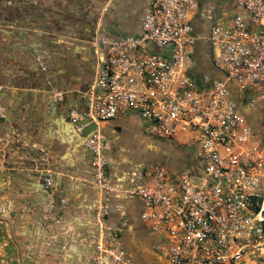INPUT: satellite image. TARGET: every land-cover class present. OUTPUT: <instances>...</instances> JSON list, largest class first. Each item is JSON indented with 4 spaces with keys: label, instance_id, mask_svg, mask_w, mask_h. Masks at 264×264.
Here are the masks:
<instances>
[{
    "label": "built area",
    "instance_id": "built-area-1",
    "mask_svg": "<svg viewBox=\"0 0 264 264\" xmlns=\"http://www.w3.org/2000/svg\"><path fill=\"white\" fill-rule=\"evenodd\" d=\"M200 1L151 0L137 34L94 36V78L66 117L96 124L83 141L102 197L92 214L96 264H138L108 230L116 189L99 127L129 116L149 139L183 138L193 155L176 170L144 164L125 189L143 204L155 251L168 264H264V0H228L229 19L205 34L194 25ZM201 45L214 75L196 71Z\"/></svg>",
    "mask_w": 264,
    "mask_h": 264
},
{
    "label": "rangeland",
    "instance_id": "rangeland-1",
    "mask_svg": "<svg viewBox=\"0 0 264 264\" xmlns=\"http://www.w3.org/2000/svg\"><path fill=\"white\" fill-rule=\"evenodd\" d=\"M108 2L0 0V98L3 107L0 114V264L32 263V249L35 248L33 251L37 252L38 247L48 240L39 241L44 224L54 223L53 216L49 215L56 204L51 198L53 194H49L51 190L55 194L53 188H58L56 201L61 209L69 202L59 192L58 177L66 174L57 170L49 174L50 177L55 176L57 187L47 188L48 178L45 180L43 190L48 197L47 202L36 197L38 182L30 175L31 170L26 162L37 158L36 161L45 165L49 161L44 157L43 144L47 148L67 146L68 140L62 137L60 142L54 143L40 142L41 139L34 138L44 131L71 135L72 132L65 125V115L69 108L79 106V102L71 100L82 92L78 85L85 81L88 67L95 62L91 44L96 29L101 24L112 25L109 17L114 12L110 11ZM228 4V0L217 1L218 9L212 23H220L229 17ZM107 32L115 33L112 27ZM59 91L63 93V105L54 98V93ZM4 92H9L19 101H13L10 108L7 107L9 98L2 94ZM28 100L34 102L31 107L23 104ZM122 122L127 127V122ZM134 134V141H126L134 150H138L142 134L141 131ZM124 136L127 138L129 135ZM148 140L151 143L149 153H146L148 150H140V154L130 159H134V162L138 159L144 164L163 162L170 170H176L179 167V164L174 165L178 159L176 151L189 149L186 146L179 148L171 140ZM107 143L108 139L106 146ZM151 150L155 153L153 157L158 159L150 157ZM162 151L168 152V155ZM53 166L58 167V164H51L50 168ZM68 177L70 181L75 180L70 174ZM193 181L197 184L200 179L194 177ZM33 186L37 189H33ZM62 200L64 203H61ZM16 213L22 217L16 219ZM33 226L38 243L28 240V230ZM123 243L126 245L125 240Z\"/></svg>",
    "mask_w": 264,
    "mask_h": 264
},
{
    "label": "crops",
    "instance_id": "crops-1",
    "mask_svg": "<svg viewBox=\"0 0 264 264\" xmlns=\"http://www.w3.org/2000/svg\"><path fill=\"white\" fill-rule=\"evenodd\" d=\"M151 0H109L108 6L110 11L114 12L109 17V21L114 31H120L123 34H137L140 29L141 20L147 12ZM218 0H201L198 14L195 19V29L199 34H205L212 23L213 17L216 15ZM136 13L138 14L136 17ZM231 12L228 10L227 16ZM228 20L229 17L224 18ZM202 51L195 55L198 60V73L207 72L215 74L210 61L207 60L203 53V45L199 46ZM77 86V85H76ZM76 90V88H74ZM78 89L79 85H78ZM70 92V91H69ZM68 92V94H69ZM6 98H9L7 107L10 108L13 101L17 103L19 100L16 97L7 93H2ZM67 96H70L68 95ZM80 94L74 95V99L80 98ZM31 99V98H30ZM70 101V100H68ZM67 101V102H68ZM23 102V101H22ZM21 102V103H22ZM26 106H32L33 100H28L24 103ZM74 108L76 106H73ZM80 110H82L80 108ZM67 115V113H66ZM67 118V117H66ZM123 120L127 122V127H124ZM102 123V124H101ZM99 123V127L106 134L108 143L106 146V155L109 161L108 173L114 183L115 193L111 195L110 216L108 217V230L111 234L117 236L116 244H119L126 250L138 264H168L154 249L156 237L151 233L148 225L141 218L143 211L142 202L125 193V189L137 181L139 171L143 161L130 159L136 157L141 151L148 150L151 143L149 138L142 131V125L136 117H126L120 121H104ZM128 123H131L128 125ZM71 135L56 134L55 132L44 131L37 135L34 139L48 142H60L61 139L68 140L66 147L50 146L41 147L46 157L51 164L57 163L55 170L62 171L66 174L59 176V192L68 198L69 202L61 209L59 203L54 201L55 208L49 211V215L53 216L54 223L44 224L43 230L40 232L42 238L48 239L40 245L37 250L30 252L32 263L30 264H96L94 262L95 250L93 247V234L96 225L92 220V214L96 205L100 202L101 195L91 183V173L88 165V157L85 148L82 146L83 141H80L78 134L67 119L65 123ZM129 126V127H128ZM141 131V141H139L138 150H134L129 146L127 141L132 140L134 133ZM128 134L127 138L124 136ZM62 135V136H61ZM183 138L175 139L172 142L180 146ZM137 144V141H135ZM155 148V147H154ZM141 150V151H140ZM148 150L146 153H149ZM174 153V150H171ZM189 151V152H188ZM132 152V153H131ZM163 152V151H162ZM168 155V152H163ZM186 153V154H185ZM191 155H190V154ZM151 154H155L151 150ZM177 160L174 165L179 164L180 168L193 161L191 149H179L176 151ZM161 160H163L161 158ZM174 159H171L172 161ZM58 161V162H57ZM180 161V162H179ZM54 167V166H53ZM68 174L73 176L75 180L70 181ZM72 178V177H71ZM18 203V202H16ZM16 219L21 218L17 213L14 214ZM50 231V232H47ZM44 231V232H43ZM48 233V234H47ZM35 227L28 230V240L30 243H38L35 238ZM125 240L126 245L123 241ZM33 241V242H32ZM48 242V243H47Z\"/></svg>",
    "mask_w": 264,
    "mask_h": 264
},
{
    "label": "water",
    "instance_id": "water-1",
    "mask_svg": "<svg viewBox=\"0 0 264 264\" xmlns=\"http://www.w3.org/2000/svg\"><path fill=\"white\" fill-rule=\"evenodd\" d=\"M78 99H74V101L79 102V105H83L82 104L83 99L81 97H80L79 101H78ZM63 104H64V102L62 103V105ZM85 123H86L85 121H81V122H79L76 125H72L74 129H75V127H79V128L82 127L80 132H77L76 129H75L76 133L78 134V136L80 138V141H84L85 137L90 132H92V131H94L96 129V124L90 123L89 125H85L84 126ZM81 146H83V142H82ZM36 159L37 158H35L34 161L26 162V166H27L28 169L31 170L30 171V175L35 177L34 181L38 182L37 183L38 191H37V193H35V196L38 197L39 199H42V200L46 199V202H47L48 197L45 194V192L43 190L44 189L43 187H44V184H45V180H46V178H48L50 172L56 171L55 170V166L50 168V166H51V162L50 161H47L45 163V165H43L41 163V161H36ZM46 172H47V175H46ZM51 178H52V186L51 187H54V186L57 187L56 179L54 180L55 176H52ZM33 189H37V187L33 186ZM53 189H55L54 190L55 194L53 193L52 190H51V192L49 194H53L51 198H52V201L54 202V201H56V198L58 197V195H56V193L58 192V188H53Z\"/></svg>",
    "mask_w": 264,
    "mask_h": 264
},
{
    "label": "flooded vegetation",
    "instance_id": "flooded-vegetation-1",
    "mask_svg": "<svg viewBox=\"0 0 264 264\" xmlns=\"http://www.w3.org/2000/svg\"><path fill=\"white\" fill-rule=\"evenodd\" d=\"M137 13H136V17H137ZM107 30H109V27H108V25H106V24H101V25H99V27L96 29V31H95V33H94V35L93 36H95V34H96V32H104V31H107ZM115 33H118V34H121L122 32H120V31H115ZM91 48H92V44H91ZM92 50V49H91ZM93 55V54H92ZM94 59V58H93ZM95 61V60H94ZM93 63V64H92ZM91 64V66H89L88 67V69H87V78L85 79V81L81 84V85H79V88H80V90H82V92H84L87 88H88V86L90 85V83L92 82V80H93V78H94V75H95V69H96V63L95 62H92ZM66 99V98H65ZM63 100H64V98H63Z\"/></svg>",
    "mask_w": 264,
    "mask_h": 264
},
{
    "label": "bare ground",
    "instance_id": "bare-ground-1",
    "mask_svg": "<svg viewBox=\"0 0 264 264\" xmlns=\"http://www.w3.org/2000/svg\"><path fill=\"white\" fill-rule=\"evenodd\" d=\"M185 154H186V153H185ZM153 155H154V154L150 155V157H151L152 159H158V158L153 157ZM110 203H111V198H110ZM109 216H110V213H109ZM107 222H108V220H107ZM108 225H109V224H108Z\"/></svg>",
    "mask_w": 264,
    "mask_h": 264
}]
</instances>
